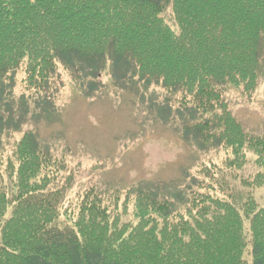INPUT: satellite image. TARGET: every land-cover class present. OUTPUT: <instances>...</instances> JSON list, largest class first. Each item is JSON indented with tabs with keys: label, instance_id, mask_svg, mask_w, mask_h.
Segmentation results:
<instances>
[{
	"label": "trees",
	"instance_id": "16d2710c",
	"mask_svg": "<svg viewBox=\"0 0 264 264\" xmlns=\"http://www.w3.org/2000/svg\"><path fill=\"white\" fill-rule=\"evenodd\" d=\"M263 66L264 0H0V264H264V136L246 131L223 96L226 86L251 94ZM59 68L86 97L107 69L162 123L175 116L184 142L223 149L224 171L205 167L168 197L139 183L123 198L91 187L66 204V154L24 129L57 121ZM248 154L258 171L241 184L262 203L247 192L238 205L225 172Z\"/></svg>",
	"mask_w": 264,
	"mask_h": 264
},
{
	"label": "rangeland",
	"instance_id": "374dc122",
	"mask_svg": "<svg viewBox=\"0 0 264 264\" xmlns=\"http://www.w3.org/2000/svg\"><path fill=\"white\" fill-rule=\"evenodd\" d=\"M163 18L176 28L169 8ZM262 71L263 77L251 94L226 86L223 96L246 131L264 136V66ZM107 72L105 69L100 75L102 89L86 97L69 72L59 68L52 85L56 87L52 92H55L59 115L57 121L51 124L28 122L24 126V129H36L40 141L55 155L66 154L67 167L74 169L72 186L65 193L66 204L73 202L74 205L77 196L91 187L103 193L118 192L123 198L128 189L139 183L155 187L168 197L177 190L185 191L187 185L193 183L192 175L203 179L200 173L205 167L224 171L227 153L223 149L200 151L194 144L184 142L175 116L162 123L150 109L148 99L141 100L137 94L114 87ZM22 77L19 71L17 94L22 91ZM148 92L154 93L153 97L161 102L169 97L159 87H151ZM19 136L5 138L7 151L12 148L13 139ZM253 159L248 154L242 168L225 172V182L236 190L238 205L245 201L247 192L262 203L258 190H248L241 184L242 179L253 178L258 171ZM208 181L205 179L204 183ZM105 200H110L108 195Z\"/></svg>",
	"mask_w": 264,
	"mask_h": 264
}]
</instances>
